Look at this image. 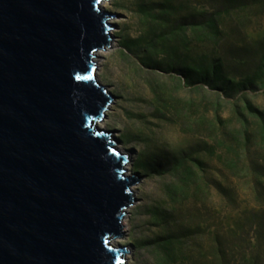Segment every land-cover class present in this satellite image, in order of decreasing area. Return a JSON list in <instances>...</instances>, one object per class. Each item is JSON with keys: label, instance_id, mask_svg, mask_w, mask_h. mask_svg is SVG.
<instances>
[{"label": "rangeland", "instance_id": "obj_1", "mask_svg": "<svg viewBox=\"0 0 264 264\" xmlns=\"http://www.w3.org/2000/svg\"><path fill=\"white\" fill-rule=\"evenodd\" d=\"M103 2L114 15V46L95 77L112 99L95 125L113 134L140 177L130 186L135 207L125 212L132 233L122 227L115 238L128 263L166 264L167 240L168 248L143 242L160 217L164 234L191 230L178 246L196 264H264V0ZM127 68L133 89L116 77ZM132 90L160 94L161 112L147 100L129 104ZM127 105L150 138L130 126ZM163 131L180 147L153 158L155 170L148 151Z\"/></svg>", "mask_w": 264, "mask_h": 264}, {"label": "water", "instance_id": "obj_2", "mask_svg": "<svg viewBox=\"0 0 264 264\" xmlns=\"http://www.w3.org/2000/svg\"><path fill=\"white\" fill-rule=\"evenodd\" d=\"M104 0H0V264H122L128 157L95 123Z\"/></svg>", "mask_w": 264, "mask_h": 264}, {"label": "bare ground", "instance_id": "obj_3", "mask_svg": "<svg viewBox=\"0 0 264 264\" xmlns=\"http://www.w3.org/2000/svg\"><path fill=\"white\" fill-rule=\"evenodd\" d=\"M106 5H108V3L102 2L100 4V8L103 10V7H106ZM111 35H112V33H110V36ZM110 44H112V46H114L113 42H111ZM108 51H109L108 48L98 50L93 56L94 65L95 64L98 66L101 65L102 64L101 58L104 57V55L106 53H108ZM124 74H126V76H124V75L122 76V74H117L116 77L125 87L133 89V87L135 85L133 84L134 83L133 78H131V70L129 68H127L126 72H124ZM95 76H97V75L95 74ZM130 94H131V97H128L129 104L133 103L134 101H138V100H141V101L147 100L148 102H150L154 105L153 113L154 112L155 113L161 112L158 108V106H163L161 103V95L160 94H158V95L157 94H151L149 91H147V92L145 91V92H141L139 95L134 90H132ZM129 106L128 105L125 106V109L127 110L126 111L127 114L126 113L125 114L127 115V118L130 119L128 121L130 126L134 128L135 133L139 134V136H142L145 140L150 138L149 137L150 135L148 136L143 131L140 130L139 126L142 124V121H137V120H138V118L141 119V115H140L141 113H137L136 111H132V110H130V108L128 109ZM134 118H136V120H134ZM132 120H134L135 122ZM102 125L103 124L100 123V125L96 126V127L104 130ZM167 133H169V132L163 131L160 138H159V141H160L159 144L155 148H152V150L150 149L148 151L149 152L148 153L149 164L152 166H155V168L153 167L155 170L158 169V167H156V164L153 162V161H155L153 158L159 157V159H160L161 157H163L164 154L166 153L165 150L167 148H171V150H170V152H172L171 155L175 156L176 155L175 153H177V148L180 147V145L177 144V140L175 139L176 136H174V134H171V133L167 134ZM118 148L120 150L122 149L121 147H118ZM164 151H165V153H164ZM131 164H132V162H129L124 167L126 170L125 175H127V176L132 174L130 172L131 168H132ZM160 165H161V163H160ZM133 190H135V188H133ZM134 207L135 206H133L132 208H134ZM132 208L128 207L127 211L130 212V209H132ZM164 220H165V218H164ZM162 222H163L162 218H160V217H158V219L152 220L150 222V227L148 228L149 238L144 239V241L143 240H141V241H143V242L149 241L152 244H154V246H156V247H158L159 245L161 246V244H162L164 247L168 248V246H165L163 244L167 240V243L169 242L168 244H169L170 253H169V257L167 258L168 260H165L166 264H196L197 259H195L193 257V255L191 254V249H189V250L187 248L183 249V248H179V246H178L179 243H183L184 241H186L185 237L187 238V236L190 235V238H191L193 236V233L191 232V230H189V228H187L185 230L186 236H184V232L181 234V236H179V235L177 236L173 232L164 234L165 233L164 230L160 227V226H163ZM122 224H123L124 231L126 232V234H131L132 233V225L130 223V216L128 214L123 217ZM150 235H152L154 237H151ZM111 243H112L113 247H124V245L122 244L120 239H114V240H112ZM131 257L132 256L130 255V253H126L124 259H126L127 261L122 263V264H129L128 261L131 260ZM161 259L162 258H159L158 261H160ZM158 261H157V264H158Z\"/></svg>", "mask_w": 264, "mask_h": 264}]
</instances>
